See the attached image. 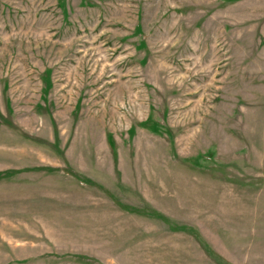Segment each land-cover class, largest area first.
Returning <instances> with one entry per match:
<instances>
[{
    "label": "rangeland",
    "instance_id": "1",
    "mask_svg": "<svg viewBox=\"0 0 264 264\" xmlns=\"http://www.w3.org/2000/svg\"><path fill=\"white\" fill-rule=\"evenodd\" d=\"M0 264H264V0H0Z\"/></svg>",
    "mask_w": 264,
    "mask_h": 264
}]
</instances>
